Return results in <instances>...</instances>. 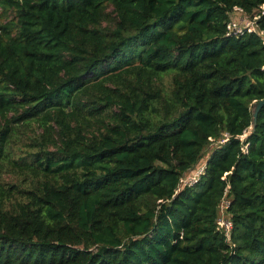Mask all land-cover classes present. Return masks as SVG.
<instances>
[{
  "label": "trees",
  "instance_id": "trees-1",
  "mask_svg": "<svg viewBox=\"0 0 264 264\" xmlns=\"http://www.w3.org/2000/svg\"><path fill=\"white\" fill-rule=\"evenodd\" d=\"M236 6L264 30V0H0V264H264V39L227 34Z\"/></svg>",
  "mask_w": 264,
  "mask_h": 264
},
{
  "label": "built area",
  "instance_id": "built-area-1",
  "mask_svg": "<svg viewBox=\"0 0 264 264\" xmlns=\"http://www.w3.org/2000/svg\"><path fill=\"white\" fill-rule=\"evenodd\" d=\"M243 13L248 16V20H243V23H238L237 21L233 20L234 13ZM261 14H264V6L261 7ZM260 18V15H254V17H250L243 8L241 7H234L233 11L230 13V20L227 23V34L233 36H239L244 34L245 32H256L261 35L264 39V30L260 29L257 23V20ZM227 135V134H226ZM228 138H224L218 143H223L227 141ZM214 143V142H213ZM217 143V144H218ZM246 148V146H245ZM195 170V171H194ZM194 171V172H193ZM205 172V165L202 164L199 167H195L194 169L186 172L184 176L181 178V184L184 185H191L194 182L199 181L201 175ZM181 186V187H183ZM180 187V188H181ZM179 188V189H180ZM178 189V190H179ZM178 192V191H177ZM230 205V200L225 197L223 198L221 205H220V212L219 217L217 220L218 228L223 231L228 238L230 239L231 233L233 231V221L231 214L228 211V207Z\"/></svg>",
  "mask_w": 264,
  "mask_h": 264
},
{
  "label": "rangeland",
  "instance_id": "rangeland-1",
  "mask_svg": "<svg viewBox=\"0 0 264 264\" xmlns=\"http://www.w3.org/2000/svg\"><path fill=\"white\" fill-rule=\"evenodd\" d=\"M248 20V16L237 12L233 15V20L238 23H243V20ZM44 133V129L39 125V122L32 121L28 124H21L18 126L17 131L10 144V153L12 157H18L21 155L28 156L30 151H35L37 143L41 140V135ZM243 138V137H242ZM217 141L212 143L206 150L205 155L202 157V162L197 166L204 164V159L210 153L211 149L217 145ZM195 171V170H194ZM193 171V172H194ZM22 178V176H21Z\"/></svg>",
  "mask_w": 264,
  "mask_h": 264
},
{
  "label": "water",
  "instance_id": "water-1",
  "mask_svg": "<svg viewBox=\"0 0 264 264\" xmlns=\"http://www.w3.org/2000/svg\"><path fill=\"white\" fill-rule=\"evenodd\" d=\"M264 106V98L261 100L254 101L252 105V124L250 130L245 133L242 137L246 138L249 137L256 129L257 121H258V113L261 110V108Z\"/></svg>",
  "mask_w": 264,
  "mask_h": 264
}]
</instances>
